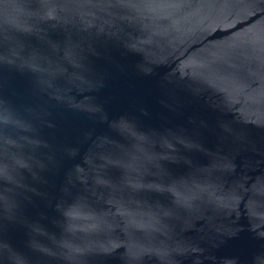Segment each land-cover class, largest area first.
I'll return each mask as SVG.
<instances>
[{"label":"water","instance_id":"95a60500","mask_svg":"<svg viewBox=\"0 0 264 264\" xmlns=\"http://www.w3.org/2000/svg\"><path fill=\"white\" fill-rule=\"evenodd\" d=\"M0 264H264V0H0Z\"/></svg>","mask_w":264,"mask_h":264}]
</instances>
